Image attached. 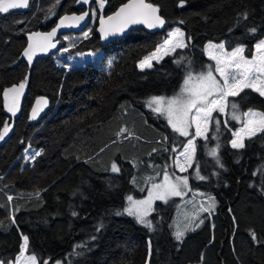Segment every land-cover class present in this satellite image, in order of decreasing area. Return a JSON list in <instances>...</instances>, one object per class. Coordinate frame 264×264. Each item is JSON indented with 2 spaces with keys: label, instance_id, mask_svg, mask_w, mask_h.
I'll list each match as a JSON object with an SVG mask.
<instances>
[{
  "label": "trees",
  "instance_id": "1",
  "mask_svg": "<svg viewBox=\"0 0 264 264\" xmlns=\"http://www.w3.org/2000/svg\"><path fill=\"white\" fill-rule=\"evenodd\" d=\"M126 1L103 0L101 7L100 0L88 6L81 0H31L25 13L0 12V130L9 124L2 92L28 86L20 118L0 147V264L15 262L24 237L25 254L37 264H264V131L233 149L230 141L242 125L227 115L232 101L241 113H264V98L248 89L229 97L226 116L213 111L203 138L193 130L180 136L158 115L139 113L147 98L170 96L186 74L213 67L203 54L207 43H223L227 51L243 47V56L252 58L264 38V0H183L181 7V0H146L158 7L163 26L137 29L102 46L95 20L73 52H101L96 66L65 71L53 56L22 59L27 34L49 30L61 15L101 7L107 16ZM171 28L183 31L186 47L140 69ZM39 96L48 100V113L27 126ZM191 140L187 197L213 204L210 211L195 207L191 217L200 213L191 219L193 230L177 240L178 198L154 204L149 228L125 212L126 196H141L136 186L158 181L162 175L155 172L173 176L174 156ZM26 146L40 153L22 166Z\"/></svg>",
  "mask_w": 264,
  "mask_h": 264
},
{
  "label": "snow or ice",
  "instance_id": "2",
  "mask_svg": "<svg viewBox=\"0 0 264 264\" xmlns=\"http://www.w3.org/2000/svg\"><path fill=\"white\" fill-rule=\"evenodd\" d=\"M87 2V0H84ZM101 7H103V0H100ZM183 3V0H181ZM0 12H6L9 8H17L26 6V0L24 4L21 3H4V0H0ZM159 11L158 7H154L150 3H145L144 0H129L127 4L122 6L114 16H109L108 20L113 21L117 20L118 25L115 30L122 31L123 28L127 27L129 24H146L148 27H158L163 26L164 20L157 14ZM86 15V14H85ZM68 17H65L61 20V25L64 24L65 20H68ZM74 21L83 20L84 16L72 17ZM102 31L104 21H101ZM255 31V29H252ZM107 34V33H105ZM55 35V30L49 34L46 38L50 41L51 37ZM172 37H183V33H181L178 29L175 32L169 34V37L165 40L164 44H162L159 48H157V52H161L164 50L165 45H167ZM31 39V37H29ZM53 46L54 45H50ZM182 40L177 41V43L173 44L171 49L168 51H174L177 47H185ZM225 45L220 43L218 45L209 44L208 45V55L209 58L215 61V67L209 66L206 72H201L197 80V86L189 88L188 85L190 81L194 78L191 73L188 74V77L184 81V87L181 89V94L171 97H151L146 103L154 112H157L161 115L166 116L169 125L172 127L174 132H178L181 136H187V129L192 125V123L196 124L197 135H203L200 131L201 122L205 125L208 123V118L211 117L213 111L224 112L227 107V97L229 96H238L240 92L244 90V88H252L253 91H257L261 96H264V41H261L256 45L257 52L259 53L253 60H249L244 56L240 55L244 52L242 47L236 48L232 52L228 53L224 51ZM40 50H46V46H40ZM218 50L219 55L214 54V52ZM34 54L33 45L29 44L28 48L25 50L24 55L28 58L29 62L32 60V56ZM239 57V59H237ZM153 57H148L144 62H142L141 67H151L149 61ZM179 62V61H177ZM236 69L238 71H228V69ZM218 72L220 74V79H217L216 76L213 75V72ZM259 82L262 86L256 87L255 85ZM25 87L24 83H21L18 87L14 86L12 89L8 91L18 93L23 90ZM8 91L4 93L5 99L7 100ZM187 93V95H183ZM210 97H212L210 99ZM39 104L40 101H37ZM46 103V101H44ZM8 111L15 114V97L13 98V105L7 106ZM231 108L234 111L233 119H239L240 117L236 115V111L238 110V102L232 101ZM195 113L190 116L191 113ZM36 109L33 110V118H35ZM247 117L245 122V127L241 129V133H244L251 137L254 135L256 131H264V113H258L249 110L244 113ZM219 124V121H216ZM259 124V128L252 127L253 125ZM7 127H5L4 132L0 133V139L3 138V135L7 133ZM237 139L231 141L233 148H244L245 144L243 143V139L240 133L235 134ZM195 152V144L193 141H189L187 147L184 149L182 153L186 159L188 158L189 151ZM213 155H215V150H213ZM113 171H118L115 165L112 168ZM203 178V177H201ZM177 181H181L184 187H187V178H176ZM168 177L165 176V184L156 185L155 187L163 188L166 194L180 196L181 193V184L180 183H172L168 184ZM158 199H164V195H157ZM128 200L131 205L126 209L127 213L131 216H135L137 221L141 224H144L147 227H151V222L145 219L148 211L150 210L151 204L149 201H133L132 197L129 196ZM147 204L148 208L143 210L136 208V211L133 210L137 205ZM119 214V213H117ZM183 236V232H176V239L179 240ZM253 238L255 239V234L253 233ZM24 247H27V237H24ZM34 260L35 258L32 257Z\"/></svg>",
  "mask_w": 264,
  "mask_h": 264
},
{
  "label": "rangeland",
  "instance_id": "3",
  "mask_svg": "<svg viewBox=\"0 0 264 264\" xmlns=\"http://www.w3.org/2000/svg\"><path fill=\"white\" fill-rule=\"evenodd\" d=\"M84 3L86 4V6H88L89 0H87V2H84ZM101 9H102L101 7H99V8L97 7L96 10L94 8H90L89 11L91 13V23H90L89 27L87 29H85L83 32H81V33H73V34L70 33V34H66V35H63L62 36L61 41H62L63 45H62L61 49L58 51V53H56L55 55H53L54 63H55V65L58 68L64 69L65 71H67V70H70V69H76V68L84 67L87 63H91L94 66H96L98 64V61L102 57L101 52L97 51L94 54H92V56H91L89 54L90 52L76 53V52H73V50L80 43V41L86 39L89 36L90 29L93 26L95 20H98V18L102 16L101 15ZM177 29L178 28H171L169 31H167L165 37L162 39V41L159 43V45L156 47V49L153 52H151L150 54H148L147 56H145L140 61V63L138 64V67L140 69H142V67H141L142 62H144L146 60V58H148V57H153L149 61V63L152 64L153 62H159L164 57H166L168 55H171L175 50H177V49H183V48L186 47V46L185 47H177V48H175L174 51H168V49H171L172 45L175 44V43H177V41H179V40H182L183 44L186 45L184 33H183V31H181L180 29H178L181 33H183V37L182 38L181 37H172L170 39L169 43L167 45H165L164 50H162L159 53L157 52V48H159L162 44H164L165 40L169 37V34L172 33V32H175ZM261 41H264V38L261 39L260 41H258L255 44L253 57L250 58L249 60H253L256 56L259 55V53L257 52V49H256V45L258 43H260ZM209 44L210 43H207L206 47L204 46V48H203V54H204V56L208 60L212 61L213 68H214L215 67V61L212 60V59H210L209 58V55H208L207 48H208V45ZM211 44L218 45V44H215V43H211ZM224 51L230 53L229 51L225 50V48H224ZM214 54L219 55L220 53H219L218 50H216L214 52ZM242 56H243V54H242ZM237 59H239V57H237ZM111 60H112V57H110L109 59H107L105 61L104 65L102 66V68L105 71H108L110 69V62H111ZM143 68H148V67L145 66ZM206 71H207V69L204 70V71L197 70V71H194V72H189V73H191V75L193 76L194 79L192 81H190L188 87L189 88L196 87L197 86V80L195 78L198 77L201 72H206ZM228 71H238V70L230 68V69H228ZM188 74L185 75V78L183 79V81H182L179 89L174 94H172L170 96H156V97L171 98V97L180 95L181 94V89L185 86L184 85V81L188 77ZM213 75L216 76L217 79H220V74L218 72H215L214 71L213 72ZM255 86L256 87H261L262 85L259 82H257V84ZM257 93L258 92L256 91V94ZM183 95H187V93H184ZM258 95L261 96L259 93H258ZM261 97L264 98V96H261ZM150 98L151 97L147 98L144 101V103H143V109L139 113L146 115V112H147V113L150 114V117H152V118H154L156 115H158L160 118H162L163 120H165V122L168 124V126L172 129V127L168 123V120H167L166 116L161 115V114H159L157 112H154L152 110V108H150L148 106V104L146 102ZM211 98L212 97H210V99ZM226 110H227V107L225 108V111L223 113H226ZM125 111L126 110L123 109V112L124 113H125ZM255 112H257V111H255ZM194 113H195V110H193V113H191L190 116L193 115ZM220 113L223 114L222 112H220ZM258 113H260V112H258ZM229 117H230V112L228 113V118ZM244 119H245V122H246L247 117L245 115H244ZM208 120H209V118H208ZM207 124L205 125L203 122H201L200 131L203 133V135H197L196 134L197 133V129H196V124L195 123H192V125L190 126L191 128L189 127L187 129V131L188 132L189 131L191 132V130H193L194 131V134H195V137L203 138L205 136V134H206V131H207ZM244 127H245V125H244ZM244 127H242L241 129H243ZM252 127L259 128L260 125L259 124H256V125H253ZM121 128H123L122 131L125 130V126L124 125H122ZM241 129L239 131H236V132L241 134L242 139H243V137H245L246 139L249 138L248 135L241 133ZM236 132L233 133L234 134L233 137L235 139H237V136H235V134H237ZM259 132H261V131H256L254 135L258 134ZM176 133L179 134L178 132H176ZM254 135H251V137L254 136ZM183 137H185V136H183ZM187 144H188V142L185 144V146L183 147V149L179 153L175 154V156H174V161H173L174 174H172L173 176H170L171 174H169L167 172L166 173H163V174L162 173H158V172L153 173V175H162V176H161V178L158 181H156V182L148 185L147 187H145V186H136V191L139 194H142V195L137 197V196H135L133 194H128L126 196V206H125V212H127L126 209L128 207L132 206L131 203H130V201L128 200V197L129 196L132 197V200L133 201H149L150 200L151 207H150V210L148 211V214L145 217V219L147 221H150L149 220V215L153 212L154 204L156 202L166 203V202L170 201L173 198H178L179 199V202H182V203L178 206L177 214H176V217H175V221H174V234L176 236V232L177 231L183 232V236L181 237V239L185 236V234L187 232L193 230L192 225H191L192 224L191 219L194 216L197 219L198 214L200 213V211H195L193 217H191L192 210L195 207H201L204 210L210 211V206L213 204L211 200H207V199H202V200L199 199V200L195 201L192 197L188 198L187 197L188 182H187V187H184L183 186V183L181 181H177V179H176L177 177L185 178V175L187 174V172L189 171V169H190V167H191V165L193 163L194 153L191 150L188 153V158L187 159L182 154L184 152V149L187 147ZM39 153H40L39 151H37L35 149H32V148H29L28 146H26L25 149H23V151L20 154L22 166L31 165L33 163L34 159L37 158V156L39 155ZM114 165L118 169L117 165L116 164H114ZM113 172H116V171H113ZM165 176L168 177V181H167L168 184H172V183H180L181 184L180 190H181V193L182 194L180 196L166 194L165 193V190L163 188L155 187L156 185H163V184H165ZM158 194L159 195H164L165 198L164 199H158L157 198V195ZM136 208H139V209L143 210L145 208H148V205L147 204L137 205L136 207L133 208V210L136 211ZM132 217L137 221V219H136L135 216H132ZM139 224H141V223H139ZM194 224H195V222H194ZM141 225L145 226L144 224H141ZM181 239H179V240H181ZM32 257H34V256H29V255H26L25 254V247H24V243H23L19 255L17 256L15 262L12 263V264H37L36 259L33 260ZM45 264H48V262L46 261ZM51 264H61V262L60 261H54Z\"/></svg>",
  "mask_w": 264,
  "mask_h": 264
},
{
  "label": "water",
  "instance_id": "4",
  "mask_svg": "<svg viewBox=\"0 0 264 264\" xmlns=\"http://www.w3.org/2000/svg\"><path fill=\"white\" fill-rule=\"evenodd\" d=\"M81 1H84V0H81ZM24 2H25V0H4V3H6V4H8V3L24 4ZM128 2H129V0L126 1L125 3H123L122 5H120L113 13H111L107 16H101L98 18L97 25L95 28V33H96L97 37L99 38L100 44L102 46L107 45L113 41L120 40V39L126 37L132 31H135L137 29H144L148 32H155L162 27V26H158V27L150 28L146 24L139 23V24H129L127 27L123 28L122 31L115 30L117 25H118V21L117 20L109 21L108 17L114 16V14L122 6H124ZM144 2L148 3L146 0H144ZM30 4H31V0H26V6L17 7V8H9L8 11H6V12H8V13H25L29 10ZM182 5H183V3H181L179 5V7H181ZM0 6H3V5H0ZM157 14L160 16L159 11ZM82 15L84 16L83 20L74 21L71 19L72 17H79ZM65 17H68L69 19L65 20L64 24L61 25V20ZM102 20L104 21V24H103L104 30L103 31L101 30L102 29V24H101ZM90 23H91V13L88 10H86L80 14H64V15H61L60 17H58L56 19L54 25L49 30H47V31H33V32L27 34L26 45H25V47L21 53L22 59L24 61H26L27 63H30L28 58L24 55V52L28 48L29 44H32L33 49H34V54L32 56L31 62L38 60V59H43V58L55 55L56 53H58V51L62 47L61 38L63 35L70 34V33H81L82 31H84L85 29H87L89 27ZM54 30H55V35L51 37L50 41H48L46 38ZM105 33H107V34H105ZM29 37H31V39H29ZM50 45H54V47L50 46ZM40 46H46V50H40ZM20 84H15V85H11V86L7 87L2 92V95H1L2 111H3V114L5 115V117L9 120V124L6 126L8 129L7 133L3 135L2 139H0V147L3 146L8 141L10 136L12 135L14 127H15V123L18 121V119L20 118V115H21L23 103H24V100L26 98L27 91H28V86L25 84V87L23 88V90L21 92H18V93L8 91L9 89H12L14 86L18 87ZM6 91H8L7 100L5 99V96H4V93ZM14 97H15V114L8 111V107H6V105L9 107L13 105V98ZM37 101H40V103L38 104ZM44 101H46V103H44ZM34 109H36L35 118H33V110ZM48 110H49L48 100L42 96L36 97L33 100L32 104L29 108L28 114H27V121H26L27 126L35 125V124L39 123L40 121H42V119H44V117L48 113ZM4 129H5V127H3L0 130V133H3Z\"/></svg>",
  "mask_w": 264,
  "mask_h": 264
},
{
  "label": "crops",
  "instance_id": "5",
  "mask_svg": "<svg viewBox=\"0 0 264 264\" xmlns=\"http://www.w3.org/2000/svg\"><path fill=\"white\" fill-rule=\"evenodd\" d=\"M207 45V44H206ZM206 45H205V47H206ZM236 48H240V47H236ZM236 48H234L233 50H235ZM243 48V47H242ZM233 50H230L229 52H232ZM243 53H241L240 55H242ZM244 89H248V90H252L253 91V89L252 88H244ZM255 93H256V91H254ZM258 94V93H257ZM229 97H233V96H229ZM228 98V97H227ZM230 112V117H229V120L231 121V122H233V123H235V124H238V125H242L241 126V128L242 127H244V125H245V119H244V113H246V112H244V113H241V112H239L238 110L236 111V115H238L240 118L237 120V119H233L232 117H233V114H234V111H233V109L230 107V109H229V111H228V113ZM248 112V111H247ZM255 112V111H254ZM223 116H226V113H223L222 114ZM228 115V114H227ZM191 128V127H190ZM241 128H239V129H237L236 131H239ZM190 130V129H189ZM235 131V132H236ZM189 133H190V131L188 132V135H189ZM237 133V132H236ZM244 134V133H243ZM234 135V134H233ZM236 136V135H235ZM186 137V136H185ZM245 137H243V139H244ZM235 138L232 136V139H231V141L232 140H234ZM246 139V138H245ZM244 139V140H245ZM244 140H243V142H244ZM231 141H230V146H231V148H233L232 147V144H231ZM233 149H241V148H233Z\"/></svg>",
  "mask_w": 264,
  "mask_h": 264
},
{
  "label": "built area",
  "instance_id": "6",
  "mask_svg": "<svg viewBox=\"0 0 264 264\" xmlns=\"http://www.w3.org/2000/svg\"><path fill=\"white\" fill-rule=\"evenodd\" d=\"M91 56H92V54H94V53H89Z\"/></svg>",
  "mask_w": 264,
  "mask_h": 264
}]
</instances>
